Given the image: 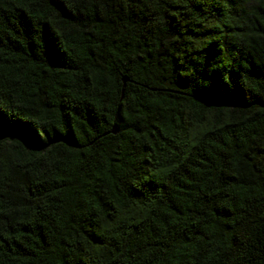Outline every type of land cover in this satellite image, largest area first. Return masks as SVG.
<instances>
[{
	"label": "trees",
	"instance_id": "1",
	"mask_svg": "<svg viewBox=\"0 0 264 264\" xmlns=\"http://www.w3.org/2000/svg\"><path fill=\"white\" fill-rule=\"evenodd\" d=\"M0 264H264V0H0Z\"/></svg>",
	"mask_w": 264,
	"mask_h": 264
}]
</instances>
